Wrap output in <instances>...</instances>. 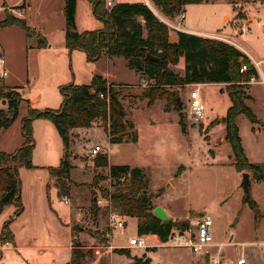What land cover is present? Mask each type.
<instances>
[{
  "label": "rangeland",
  "instance_id": "rangeland-1",
  "mask_svg": "<svg viewBox=\"0 0 264 264\" xmlns=\"http://www.w3.org/2000/svg\"><path fill=\"white\" fill-rule=\"evenodd\" d=\"M6 1L13 3L16 0ZM81 2L87 6L85 0H81ZM150 5L154 8L151 3ZM36 6H41L40 11H34ZM197 8H202L201 14L198 10H193L185 20L186 24L188 21H193L192 23L199 27L196 31L198 34L195 35L211 39L228 38L231 40L233 38L243 45L255 59L259 60L264 57V0H207ZM152 10L155 14L158 13L155 8ZM5 12L12 13L11 8L3 6L0 15L3 17ZM27 13H29L30 21L35 29L41 25V19L46 22L45 25L50 27L53 33L64 27L63 8L59 5L58 0H32L30 11ZM178 15L171 18L162 15V18L175 24ZM22 16L23 13L18 17L22 18ZM168 31L170 40L174 36L175 29L168 27ZM18 32H21L19 28L0 29V42L2 41V44L6 46L4 51L9 58V60L5 59L9 74L4 80L16 78V82L20 83L25 91H29L28 98H31L37 94L41 95L42 87L53 86L57 78L61 79L62 73L58 75L57 71L60 72V70L50 67L49 59L44 55H40L36 59V63L39 65L31 68L32 60L27 55L31 48L27 46L26 40L21 39L25 37ZM232 45L242 52L239 47ZM242 53L251 64L250 57L244 52ZM75 54L80 55L81 53ZM32 59L35 61L34 58ZM240 61L243 62V59ZM84 62L74 57L71 67L68 65V59L65 58L63 68L62 65L61 68L66 79H69L70 76L71 81L72 73L76 74L77 79H82L87 71L92 69V65ZM103 65V63L95 64V66H100L101 70H103ZM262 67L264 68V64ZM170 68L179 74L183 73L180 63L170 66ZM119 71L124 80L134 78V74L130 71L123 68ZM137 73L135 82L115 87L119 90V100L128 119L134 124L133 129L126 130L125 139L130 140L132 134L136 133L137 142L110 143L103 129L104 122L101 118L95 119L91 128L84 130L86 132L84 137L75 136L72 139L73 146L69 149V161L72 166L74 165L72 178L78 182L75 185L76 188H71V198L68 204L63 202L64 198L58 197L54 184L48 183L49 176L47 180L46 171L36 179L33 176H27L22 181L21 178L20 203L22 210L20 213L22 216L12 224V220L20 213L14 214L15 204L6 206L5 210L0 213V231L3 223L12 218L8 227L13 234L15 233L17 244L21 246L23 243L29 248L22 247L23 249L20 250L5 251L3 264H66L69 258V241H71V249L78 248L80 250L79 264H90L97 261L92 247L103 242L106 238L110 240L114 248L107 256L99 259L97 264L135 263V258L141 257L144 253L148 258H151L154 264H205L199 257L183 248L151 247L146 248L145 251V249L135 246L127 247L128 239L137 235L135 218L125 219L124 226L120 229L109 230V212L103 205L106 201L102 195L104 191L113 192L121 189L123 183L122 179L108 178L107 168L93 166L94 156L90 154V149L94 145L101 146L100 153H108L106 155L109 164L142 166L140 168H143L149 177L147 192L151 194V201L155 207L160 205L175 217H183L189 208L205 211V213L198 214L191 212L188 221L203 214L208 215L212 221L213 234L221 241L249 242L255 239L253 220L255 213L246 203L242 202L243 173L237 172L229 163L231 161V156H228L231 155L230 145L228 143L221 144L219 137L215 136L218 133L221 134V127L215 128L212 140L208 135L209 127L215 125L209 126V124L216 119L210 120V118L224 114L229 105L228 97L219 95L217 88L212 86L181 88V95H178L182 104L180 114L186 127L185 133L178 122L179 113L174 109L171 97L157 99L149 107L146 106V99L142 97V93L148 86H143L142 82L147 79L142 76L143 74L141 75V72ZM256 78L258 79V76ZM147 83L150 84L148 80ZM243 84L246 88L252 85V83ZM0 85H3V82H0ZM172 89H176V87L169 88V90ZM195 89L200 91V99L203 103L205 101L207 107L208 119L200 123H192L185 113L188 92ZM220 90L226 92L225 85ZM244 91L248 94L247 89ZM47 93L46 101L52 105L56 90L48 89ZM250 93V99L245 101L246 104H251L252 108L256 110L262 109L264 104L263 87L253 83ZM41 96L44 99L45 96L43 94ZM4 99L5 97L1 95L0 100L4 103L7 102ZM255 100H257V104ZM42 101L36 104V108L42 105ZM19 106L24 108L26 102L20 101ZM23 113L22 109L20 116H23ZM7 115L11 116V111H8ZM19 118L11 124L8 130L0 134L1 151L12 152L21 144ZM241 118L246 120L245 125L241 119L239 120L244 144L248 152L252 151L255 154V157H252L255 160L252 161L264 162V129L261 128L260 133L257 134L254 132L255 127L252 128L254 125L249 123L243 115ZM61 141L62 139H60V144ZM37 143L38 147L35 153L38 157L41 155L43 147L41 141L38 140ZM72 154H75L74 160ZM49 161L53 162L54 159L49 158ZM179 166H182L183 169L177 172ZM247 173L250 196L256 201L259 208L264 210V181H254L251 178V173ZM54 188L56 192H54ZM93 193L96 195L95 197L102 200V205H97L93 201ZM39 194L41 197L37 199ZM225 198L226 200L221 202ZM70 207L75 212L70 222L71 234L62 221ZM258 214L259 212L256 216ZM260 231L263 233L259 240H264V231L262 228ZM5 245L9 246L10 244L6 243ZM238 249L237 246L229 247L228 255L234 257ZM119 250L123 253H120ZM246 254L248 264H255L257 261L259 262L257 264H264V256L256 249L249 248Z\"/></svg>",
  "mask_w": 264,
  "mask_h": 264
},
{
  "label": "trees",
  "instance_id": "trees-1",
  "mask_svg": "<svg viewBox=\"0 0 264 264\" xmlns=\"http://www.w3.org/2000/svg\"><path fill=\"white\" fill-rule=\"evenodd\" d=\"M87 1L102 26L99 29L77 32L74 21L76 0H64L66 48L69 51L74 49L83 51L88 61H97L102 55L122 56L129 67L141 72V75L143 74L142 76L150 82L142 93V97L147 100V106L152 105L157 99L171 97L173 107L179 113L178 122L185 133L186 127L180 114L182 104L177 106L174 91L169 88H180L193 83H224L230 105L224 115L211 121L209 126L217 123L224 125L223 138L230 145L231 164L234 169L242 173L250 172L254 181H264V163L249 162L236 124V118L240 114L252 123L258 122L256 115L245 102L250 96L244 91L246 87L241 82L242 78L246 80L250 74L257 77V73L254 69L243 75L239 72L240 59L249 63L248 58L225 41L183 31H177L176 41H170L166 24L143 1L119 2L109 8L105 6V0ZM204 2L207 0H152L153 5L166 18L178 15L185 5ZM22 7L23 4L12 9ZM11 25L19 27L27 37L33 36L37 47L47 46L46 39L30 28L25 19L5 12L4 18L0 20V28ZM147 52L159 57L162 66L147 59ZM181 57L184 60L183 74L170 68L177 65ZM117 86L121 85L109 83L100 75H93L88 84L69 82L59 86L62 101L58 108L39 110L30 107L18 92L10 90L7 93L4 86L0 85V96L5 97L8 108L0 109V129H6L13 123L20 101L26 102V116L21 122L22 143L13 152L0 151V211L3 206L12 203L16 205L15 215L22 210L18 169L33 168L31 158L34 139L31 124L34 119L50 120L62 139L63 154L60 162L58 166L49 168L57 195L62 198L68 197L71 186L76 185L70 179V169L73 166L69 161L70 131L73 128L90 127L95 119L101 118L110 143L137 142L136 133L132 134L130 140L125 139L126 130L133 129L134 124L128 119L119 100ZM8 111H11V116L7 115ZM106 154L104 152L94 155L93 166L107 168L108 178L122 179L123 187L113 192L104 191L102 196L113 211L124 218L136 219L138 235L152 234L160 241H164L173 226H185L188 223V220L177 221L170 218L162 220L157 217L153 212L155 206L151 201L152 196L147 192L149 182L147 172L137 166L109 164ZM182 169V166L177 167V172ZM243 190L242 202L254 211L257 218L258 206L250 196L249 184L247 188L243 187ZM92 196L96 198L94 193ZM11 219L3 223L0 232L1 244L12 243L8 227ZM79 252L78 248L71 249L70 264H79ZM135 264L152 263L151 259L143 254L135 258Z\"/></svg>",
  "mask_w": 264,
  "mask_h": 264
},
{
  "label": "crops",
  "instance_id": "crops-1",
  "mask_svg": "<svg viewBox=\"0 0 264 264\" xmlns=\"http://www.w3.org/2000/svg\"><path fill=\"white\" fill-rule=\"evenodd\" d=\"M85 1L87 3V6L82 4L81 0H76V2H75V15H74L75 19H74V21H75V29H76L77 32H82V31H85V30L99 29L102 26L101 22L95 17V15H94V13L92 11V6L89 4V2L87 0H85ZM112 1H113V4H116V3H119V2L143 1V2H145L147 4V6L151 10L155 8V11H157L159 13V15H161V16H159L158 13L155 14V12H154V14L160 20L162 19V14L160 13V10L153 5L152 0H112ZM31 2H32V0L31 1L16 0L13 3H8L6 0H1L0 1V8L3 7V6H7L8 8H12L14 6H19V5L23 4L22 8L12 9V13L16 16L18 14L17 12L19 10H21V12L23 13L22 18L25 19L27 25L30 28H32L36 33H40L46 39V42H47V46L46 47H44V48L37 47L36 46V39L33 36L32 37H27L25 35V33L17 26L11 25V26H6V27H1L0 29H2V28H19L21 30V32H18V33H21V35H23L25 37V38H21V39L26 40L27 41V46H29L31 48V50H29L27 52L28 57H30L31 60H32V62L30 63V67L32 68L33 66H35V67L38 66L39 64L36 63V59H38V57H40V55H44L45 57H47L49 59V62H50L49 66L50 67H52L55 70H60V72L57 71V74L59 75V73H62V75H60L61 79H58V78L56 79V82L53 85L55 87H53V86H51V87H42L40 89L41 95L43 94L45 96L44 99L42 98V96L40 94L32 96L31 98H28L29 97V91H25L24 87L22 85H20V83L16 82V78L13 79V80L8 78V80H3L2 81L3 82V86H4V88H5L7 93L10 90H14V91L19 93L21 98L26 100V102L30 105V107H32L34 109L44 110L46 108L55 109V108H58L60 106L61 101H62V96H61V94L59 92V86H61L63 84H66V83H69V82H73L74 84H88L90 82V80H91L93 75H100L103 78H105L107 80V82H109V83L113 82L114 84H120L121 86H123V84L135 82V80L137 78V75H138L137 72H139V71L136 72L133 68L129 67L127 62H126V60L122 56L107 57L105 55H102L97 61H88L86 59V55H85V53L83 51L77 50V49L69 51L66 48V46H65V27L61 28L58 32L56 31L55 33H53L51 31V28L47 27L45 25L46 22L41 19V25H39L35 29V27L33 26L32 22L30 21L31 17L29 15V13H27V12L30 11ZM58 2H59V5L63 8L64 7V0H58ZM150 3L154 6V8H152ZM199 5H201V3H199V4H188V5H185L182 8L181 12L184 14V18L179 22L178 21L179 15L176 17L177 18V20H176L177 23H175V24H177L178 27H180V29H178V30L175 29V31H173L174 36H173V38H170V41H176L177 34L175 32H177V31H183V32L191 33V34H198V32H196V31H197V29L199 27L196 24H193L192 23L193 21H188V24H186L187 21L185 22V20L187 19V17L191 14V12L193 10L194 11L198 10L199 13L201 14V12L203 10H202V8L201 9L197 8V7H199ZM34 9H35L34 11H40L41 6H38V7L36 6V7H34ZM224 15H227V14H224ZM224 15L222 16V18L224 17ZM3 18H4V16L2 17L0 15V20L3 19ZM14 31L17 32V30H14ZM231 42L235 46L239 47L242 50V52H244L245 54H248V55L252 56L253 58H255L243 45H241L240 43L235 41L233 38L231 39ZM0 48H1L0 49V54H3V56H4V58L6 60L7 59L9 60V58L7 56V53H5V51H4L6 46H4V44H2V41L0 42ZM75 53H81V54L80 55H76ZM74 57H77L79 61H85L84 63L92 65V69L88 70L86 75L82 79H77L76 74L72 73V79L70 81V76H69V79H66V77L63 74L64 71L62 70V68H63V65H64L65 58H67L68 61H69L68 65L72 67L73 58ZM32 58H34L35 61H33ZM262 58H264V57H262ZM262 58H260L259 60H261ZM179 60H180V62H178V63L182 64V67H184L183 59H179ZM97 63H103L104 64L103 65V70L100 69V66H95V64H97ZM61 65H62V68H61ZM28 68H29V66H28ZM121 68H123L124 70H127L128 72L130 71L131 73H133L134 74L133 75L134 78L132 80H124V79H122L121 78V73L119 71ZM263 70H264V68H263ZM8 74H9V72H8ZM181 74H183V73H181ZM255 84H258V83H255ZM224 85H225L224 83H193V84L183 85L182 87L176 88V89L178 90V94L181 95V88L188 89L190 87H209V86L211 87L212 86V87H216L217 88L219 95H223V96L225 95V96L228 97L226 92L220 90L221 87L224 86ZM251 86H253V84L250 85L248 88H246L248 90V94L250 96H251V93H250ZM48 89L49 90L50 89L51 90H53V89L56 90V94L54 95V97L52 99L53 100L52 105H49L48 101H46L47 96H48L47 95L48 94L47 93ZM176 89H172V91H174ZM202 99H203V97H202ZM4 100H6V99H4ZM42 100H44V101H42ZM41 101L43 102L42 105L39 106L38 108H36V106H37L36 104H39ZM180 101H181V99H180ZM146 102H147V100H146ZM255 103L257 104V100H255ZM204 104H205V101H204ZM229 105H230V100H229ZM146 106H147V104H146ZM248 106L252 109V111L256 115V118L258 119L257 123H252L250 121H249V123L254 125L252 127V128L255 127L254 128V132L259 134L260 133V129L261 128L264 129V104H263V107H261L262 109L259 108V110L253 109L252 105L249 104V103H248ZM147 107H149V106H147ZM205 107H206V104H205ZM6 108H7L6 102L4 103L2 100H0V109H4L5 110ZM22 109H23L24 113H23V116H20V115H22L21 114ZM206 109H207V107H206ZM223 115H221V116H223ZM19 116H20V118H19ZM25 116H26V106L24 108H21L20 106H18V114H17L16 119L19 118V121H20V132H21V122H22V119ZM221 116L212 117V118H210V120H212L214 118L219 119ZM241 116H242V114L237 116L236 124L238 126V133H239V136H240V139H241V144H242L244 153H245L247 159L250 162H253V163H264V162H259V161H252V160H255V159L252 158V157H255V154L252 151L248 152L247 149H246V146H245L244 140H243V135H242V132H241V129H240V126H239V120L240 119H241V122L244 125L246 124V120L241 118ZM16 119L13 122H15ZM207 119H208V115H207V110H206L205 119L204 120L207 121ZM31 126H32V135H33V138H34V148H33V151H32V158H31L32 159L33 168L27 169L25 167H20L18 169V176H19L20 179L22 178V181L27 176H33L36 179L37 176L42 175V173H45L44 171H46V173H47V176H45L46 179L49 176V178H48L49 180L47 179L48 183H53V179L50 176L49 168L58 166V164L60 162V159H61L62 153H63V151H62V147H63L62 141H61V144H60V139L61 138H60L56 128L54 127V125L52 124V122L50 120H47V119H44V118H36V119H34L32 121ZM217 126L221 127L220 128L221 134L218 133V135H215V136H216V138L219 137L220 143L224 145L227 142L223 138V136H224V125L222 123H217L213 127H209L208 135L210 136V139L212 140L213 131L215 130V128ZM9 127L6 128V129H0V134H3V131L8 130ZM89 128H91V127H77V128H73L70 131V147L73 146L72 139L75 136H77V135H81L82 137H84L83 135H86V132L84 130H87ZM38 140H39V142L41 141V145L43 147V150H42L41 155L37 157L35 152H36L37 147H38V143H37ZM137 140H138V136H137ZM21 143H22V141H21ZM17 148H15L13 151H15ZM2 152H5V151H2ZM228 156L230 157L231 155H228ZM74 157H75V154H72V159L73 160H74ZM49 158H53L54 159V161H53L54 163L49 161ZM229 163H231V161ZM53 164L56 165V166H52ZM221 164H224V163L221 162ZM133 166H136V165H133ZM73 167H74V165H73ZM73 167L70 169V179L74 183H77L78 180L76 181V180H73V178H72V169H73ZM137 167H142V166H137ZM23 171H27V172H23ZM37 174H39V175H37ZM170 178H169V180H170ZM73 187H75V185L71 186V188H73ZM71 188H70V191H69V196L66 197L67 200H68L67 204L70 203ZM54 192H56L55 188H54ZM40 197H41V194H39V196L37 195V199L38 198L40 199ZM224 200H226V198L221 200V202H223ZM255 203H256V201H255ZM156 205H158V204H156ZM6 206H8V205L3 206L2 210L0 211V213L5 210ZM158 206H160V205H158ZM257 206H258V204H257ZM160 207L167 213L168 218H170L172 220H178V221L190 219L191 212L195 213V214L205 213V211H203L201 209L189 208L187 210V212H186V215H184L183 217H175V216H173L170 213V211L168 213L165 210L164 207H162V206H160ZM169 210H170V208H169ZM258 212H259V216L257 218H255V219L253 218L254 225H255L254 228H255V233H256L255 239H253V241L254 240L255 241L259 240L260 237L262 238L261 235H262L263 232L260 231V228H262V230L264 231V210H261L259 208V206H258ZM74 214H75L74 209L72 207H70L69 210L66 213V217L62 220L65 223V227L69 229V233L70 234H71L70 222L72 221ZM21 216H22V214L20 213L19 215H17L12 220L11 223L12 224L15 223V221ZM125 219H127V218H124V220ZM256 229H257V231H256ZM259 231H260V233H258ZM10 233H11V236H12V243H8V244H10L9 246H7L5 244L4 245L0 244V264H3V259H4L5 255H6L4 253L5 251H8L10 249L11 250H16V249L20 250V249H23L22 247L29 248V246H26L23 243H22L21 246L18 245L17 244V238L15 237L16 236L15 233L13 234V232H11V231H10ZM151 239L152 238L149 239V242L153 243L154 240L153 239L151 240ZM213 241L217 245L220 244V243L226 242V241L219 240L217 237L214 236V234H213ZM251 241H249V242H251ZM241 242H244V241H241ZM68 249H69L68 261H69L70 255H71V241H69ZM154 250H156V249H154ZM224 250H225V254L228 255L229 247L225 246ZM145 251H146V249H145ZM144 254L146 255V253H144ZM236 255H237V253L234 254V257ZM200 260L202 261L203 259L200 258ZM151 263L154 264L152 261H151ZM257 263H259V262L257 261L255 264H257Z\"/></svg>",
  "mask_w": 264,
  "mask_h": 264
},
{
  "label": "built area",
  "instance_id": "built-area-1",
  "mask_svg": "<svg viewBox=\"0 0 264 264\" xmlns=\"http://www.w3.org/2000/svg\"><path fill=\"white\" fill-rule=\"evenodd\" d=\"M105 6H113L112 0H105ZM2 7L0 8V10ZM12 12V8H11ZM18 16L22 15L21 10L17 12ZM17 16V17H18ZM184 18V14L180 12L178 21L180 22ZM167 27L172 29H180L177 24L171 23L168 19H161ZM223 40L227 43H231V40L228 38H216ZM248 55V54H247ZM251 59V64L248 62H240L239 70L242 74L254 69L257 73L258 79L250 74L245 80L242 78V83H258L263 87L264 93V70L262 65L264 64V58L257 60L252 56L248 55ZM8 75L6 69V61L2 54H0V82ZM143 86H148L147 80H143ZM199 90H190L188 92V98L185 107L186 116L192 121V123H200L205 119L206 107L203 101L200 99ZM101 152L100 145H94L90 149V154L92 156ZM97 205H102V200L98 197L94 198ZM106 201V200H105ZM63 202L67 203L68 200L64 197ZM108 208V228L113 231L115 229H120L124 226V217H122L117 212L111 209L110 204L106 201L103 204ZM109 237V236H106ZM152 238L153 243L149 242V239ZM138 247L141 249L154 248V247H171V248H183L189 250L193 255L203 259L206 264H248V257L246 251L249 248L256 249L262 256H264V240H257L251 242H234L228 240L227 242L215 244L213 241V230H212V221L208 215H200L195 219L188 221L185 226H173L169 231L166 239L160 241L156 235L147 234V235H134L128 239L127 247ZM239 247L236 252L235 257H230L225 254L224 247ZM114 246L111 244L110 240L106 238L103 242L98 243L92 247L93 254L96 256L97 261L90 264H97L99 259L103 256H107L112 252ZM66 264H70L67 262Z\"/></svg>",
  "mask_w": 264,
  "mask_h": 264
},
{
  "label": "water",
  "instance_id": "water-1",
  "mask_svg": "<svg viewBox=\"0 0 264 264\" xmlns=\"http://www.w3.org/2000/svg\"><path fill=\"white\" fill-rule=\"evenodd\" d=\"M146 58L149 59V60L155 61L160 67L162 66V62H161V60H160L159 57L154 56V55L150 54L149 52H147L146 53ZM174 94H175V97H176L177 106H180L181 105V101H180V97L178 95V90L177 89L174 90ZM248 184H249L248 173L244 172L243 173L242 185H243L244 188H247ZM153 212H154V214L157 217L161 218L162 220H167L168 219L167 214L164 212V210L160 206H156L153 209ZM130 264H135V263L134 262H131Z\"/></svg>",
  "mask_w": 264,
  "mask_h": 264
}]
</instances>
